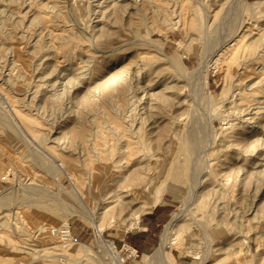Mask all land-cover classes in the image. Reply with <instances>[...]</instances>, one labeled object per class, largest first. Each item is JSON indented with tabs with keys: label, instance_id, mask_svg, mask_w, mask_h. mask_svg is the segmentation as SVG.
Masks as SVG:
<instances>
[{
	"label": "rangeland",
	"instance_id": "rangeland-1",
	"mask_svg": "<svg viewBox=\"0 0 264 264\" xmlns=\"http://www.w3.org/2000/svg\"><path fill=\"white\" fill-rule=\"evenodd\" d=\"M236 1L0 0V264H107L103 243L166 264L145 258L178 209L173 264H264V0ZM154 192L171 212L143 253Z\"/></svg>",
	"mask_w": 264,
	"mask_h": 264
},
{
	"label": "bare ground",
	"instance_id": "bare-ground-1",
	"mask_svg": "<svg viewBox=\"0 0 264 264\" xmlns=\"http://www.w3.org/2000/svg\"><path fill=\"white\" fill-rule=\"evenodd\" d=\"M178 1V5L181 7V9H183L185 6H186V3H185V0H177ZM239 1V3L241 4V6L244 4V0H238ZM238 1H236V2H238ZM17 3V2H16ZM202 4H204V3H202ZM237 4V3H236ZM239 4V5H240ZM205 5V6H204ZM203 6H204V8H203V10H204V13H203V15L202 16H199L198 18L199 19H201V20H204L205 19V21L207 22V19L208 20H210V12H211V9H210V6L209 5H207V4H204ZM243 7H244V5H243ZM246 8V7H245ZM3 9V8H2ZM241 9V8H240ZM4 10V9H3ZM242 10V9H241ZM2 12V11H1ZM244 12H245V10H244ZM252 25V24H251ZM206 26V25H205ZM208 27V26H207ZM206 28V27H205ZM5 30V29H4ZM243 30V29H242ZM259 40V39H258ZM236 42V41H235ZM234 43V42H233ZM235 46V45H234ZM230 48V47H229ZM226 51V50H225ZM236 51V50H235ZM204 53V52H203ZM142 58H144V57H142ZM145 60L147 59V58H144ZM149 59V58H148ZM146 60V61H149L148 63L149 64H147L148 66L152 63V62H150L151 60V58L149 59V60ZM208 59V58H207ZM144 60V61H145ZM167 60H168V62L171 64V66L173 67V68H175L176 70H179V69H183V68H185V66L184 65H182V59H181V55H179L178 57H173V58H167ZM154 62V61H153ZM202 62H204V61H202ZM147 63V62H146ZM205 63V62H204ZM203 63V64H204ZM26 64V63H25ZM177 72V71H176ZM178 73H179V71H178ZM223 95V93L221 94V95H216L217 97H214V96H212V97H208V102L210 103H213V105L214 106H218L219 107V105L221 104V103H217L216 102V100H223V98H224V96H223V98H221V99H219L218 98V96H222ZM216 98V99H215ZM211 100V101H210ZM224 102H226V101H224ZM208 104V103H207ZM210 105V104H209ZM253 108V107H252ZM228 109L229 108H227V110L226 111H228ZM215 112V111H214ZM6 121V120H5ZM227 124H229V123H227ZM230 125V124H229ZM241 125V124H240ZM230 127V126H229ZM7 128H8V126H7ZM231 128H236V126H234V125H232L231 127H230V129ZM238 128V127H237ZM8 130H10V128H8ZM32 130H33V128H32ZM233 130V129H232ZM236 130H238V129H236ZM113 131V130H112ZM116 131V130H115ZM188 131V130H187ZM10 132H11V130H10ZM190 132V131H189ZM135 134V133H134ZM191 134V133H190ZM121 135V134H120ZM119 135V136H120ZM135 135H137V134H135ZM104 137H106V136H104ZM188 137H191V135H189ZM107 139V138H106ZM138 139H140V141H142V138H140V136H139V138ZM189 139V138H188ZM191 140H193V139H191ZM187 141V140H186ZM194 141V140H193ZM147 142V141H146ZM192 142V141H191ZM188 143V142H187ZM189 143H190V139H189ZM189 143H188V145H189ZM195 144V143H194ZM194 144H190V145H192V146H194ZM196 145V144H195ZM129 148V147H128ZM193 148L194 147H192V149H190V155H191V150L192 151H194L193 150ZM199 148V147H198ZM114 151H115V149H114ZM129 151H130V149H129ZM128 152V151H127ZM100 159V158H99ZM177 162H175L174 164H176ZM104 166V165H103ZM106 167V166H105ZM123 168H125L124 167V165L122 164V165H119V163L116 165V166H113V167H106L105 169H95L94 170V173H92V176H94L95 178L96 177H98V176H105V177H107V178H110V177H113V176H115L116 174H118V173H120L122 170H123ZM88 170V169H87ZM92 170V169H91ZM176 170H177V168H176ZM178 171V170H177ZM91 172V171H90ZM71 173V172H70ZM140 173V172H139ZM179 173L178 172H176L174 175L175 176H177ZM173 175V176H174ZM88 176V175H87ZM125 176L127 177V175L125 174ZM70 177H72V176H70ZM139 177V176H138ZM140 178V177H139ZM90 179V178H89ZM124 189H127L128 190V192L127 191H124ZM145 189V190H144ZM142 190V189H141ZM148 191V189L147 188H145V187H143V192H147ZM159 191V190H158ZM123 192H126L127 193V195H129L130 193H133L134 195H136V192H135V190L134 189H129L128 187H119V188H117L116 190H114L112 193L114 194V195H112V199L114 200V202H112V203H118V205L120 204V205H124V204H127V202H125V200H124V195L122 194ZM162 192V191H161ZM159 193V192H154V199L152 200L153 202H152V206H150V207H146V209H145V211H144V213H146V212H149V211H151L153 208H155V207H157L160 203H161V201H162V199H163V196H164V194L163 193ZM111 193V194H112ZM129 193V194H128ZM76 194V193H75ZM68 195V194H67ZM72 195V194H71ZM71 195H68L67 197L68 198H70V199H73V202L75 201L76 202V199L74 200V198H75V196H73V198H72V196ZM123 195V196H122ZM63 201V200H62ZM98 201H99V199H97V203H98ZM33 202H35L34 200H25L24 201V203H30V204H32ZM0 204L1 205H6L7 204V201H1L0 202ZM65 204V203H64ZM66 205V204H65ZM67 207H68V205H67ZM66 207V208H67ZM82 215V214H81ZM183 216H184V212H183V209H178L176 212H174L173 213V215H172V218H171V220L168 222V224L165 226V229H164V233H163V236H162V241H161V244H160V246H159V248L155 251V253L153 254V257L152 256H150V257H148V258H145V260H147L148 262H150V263H152L153 261L155 262V261H157V262H164V263H166V264H173L172 263V261H171V259L168 257V253H167V251H166V246L169 244V241H170V238H169V236H170V234L171 233H173V231H174V229L178 226V224L181 222V220H182V218H183ZM83 217V216H82ZM140 217H141V215H137L132 221H131V224H130V226H129V230L130 229H134V228H136V227H138V224H139V220H140ZM66 226L65 227H68L69 226V224L68 223H66L65 224ZM56 230H54L52 233H55L54 235L56 236V232H55ZM68 244V243H67ZM104 245H106V247L104 246ZM103 246V247H102ZM70 246L69 245H66V248H69ZM102 247V248H101ZM108 247H109V243H103V244H101L100 246H99V248H101V250H103V253L105 254V256L106 257H109V258H107V259H109L111 262H109V263H107V264H116V262L114 263V261L113 260H116L118 263L117 264H122V262H123V260H120L118 257H117V252L116 251H114V250H117L116 249V247L114 246L113 247V250L111 251V250H109L110 249V247H109V249H108ZM112 249V248H111ZM107 250H109V254H107L106 252H107ZM105 251V252H104ZM115 254H117L116 256H115ZM120 256V255H119ZM115 257V258H114ZM107 261V260H106Z\"/></svg>",
	"mask_w": 264,
	"mask_h": 264
},
{
	"label": "crops",
	"instance_id": "crops-1",
	"mask_svg": "<svg viewBox=\"0 0 264 264\" xmlns=\"http://www.w3.org/2000/svg\"><path fill=\"white\" fill-rule=\"evenodd\" d=\"M261 3V2H260ZM170 205L163 203L151 211L142 214L136 232L126 236L129 244L137 247L143 253H150L156 245L157 234L170 215Z\"/></svg>",
	"mask_w": 264,
	"mask_h": 264
},
{
	"label": "built area",
	"instance_id": "built-area-1",
	"mask_svg": "<svg viewBox=\"0 0 264 264\" xmlns=\"http://www.w3.org/2000/svg\"><path fill=\"white\" fill-rule=\"evenodd\" d=\"M56 237L59 239L60 243L67 244L74 240L73 228L69 224L68 227H60L56 231ZM127 251L129 252V259H136L139 257L138 251L132 246L127 245Z\"/></svg>",
	"mask_w": 264,
	"mask_h": 264
}]
</instances>
